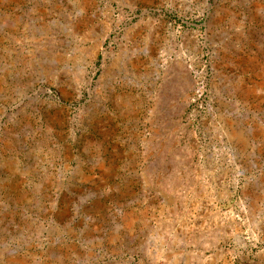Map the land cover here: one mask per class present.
<instances>
[{
    "label": "rangeland",
    "instance_id": "374dc122",
    "mask_svg": "<svg viewBox=\"0 0 264 264\" xmlns=\"http://www.w3.org/2000/svg\"><path fill=\"white\" fill-rule=\"evenodd\" d=\"M0 264H264V0H0Z\"/></svg>",
    "mask_w": 264,
    "mask_h": 264
},
{
    "label": "water",
    "instance_id": "95a60500",
    "mask_svg": "<svg viewBox=\"0 0 264 264\" xmlns=\"http://www.w3.org/2000/svg\"><path fill=\"white\" fill-rule=\"evenodd\" d=\"M110 2V0H109ZM149 12V10H145L144 13L142 15H144L145 13ZM94 13H96V10L92 13V16L95 17ZM120 34L118 33L112 40H111V43H114L116 41V37H118ZM111 35H109L106 40L108 38H110ZM106 40L104 41V43L106 42ZM113 53V51H109L108 48H104L102 50V60H101V67L96 69L95 68V71H93V77L97 74V72L101 69H104L108 63V59H109V56ZM47 92V88H43V87H38L37 86V80L34 79L32 80V82L30 83L29 87L26 88L25 92L23 93L22 97L20 98H17V97H13L12 100L10 101H6L3 106L4 108L7 110V109H11L13 108L12 106L14 104H16L17 106H19L23 101H25L26 99H29L31 100V102H36L38 101L41 96ZM138 148V147H137ZM137 152V156L139 157V162L140 164L137 166V168L135 169V171L133 172V176L135 177L136 180H139V182L141 183V176H140V172L142 170V166L144 164V156L143 154L141 153L140 149L138 148L136 150ZM125 173V172H124ZM69 190V189H68ZM62 189L61 187H58V188H54L51 192V195L47 201V205L49 207H52L53 206V201L54 200H57V198L59 197L60 193H61ZM79 198H81L79 196ZM86 216L87 215H83L81 216V218L86 221ZM54 216H51V219L53 218Z\"/></svg>",
    "mask_w": 264,
    "mask_h": 264
}]
</instances>
